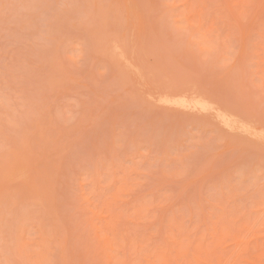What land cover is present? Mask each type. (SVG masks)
<instances>
[{
    "label": "rangeland",
    "instance_id": "rangeland-1",
    "mask_svg": "<svg viewBox=\"0 0 264 264\" xmlns=\"http://www.w3.org/2000/svg\"><path fill=\"white\" fill-rule=\"evenodd\" d=\"M0 264H264V0H0Z\"/></svg>",
    "mask_w": 264,
    "mask_h": 264
},
{
    "label": "bare ground",
    "instance_id": "bare-ground-1",
    "mask_svg": "<svg viewBox=\"0 0 264 264\" xmlns=\"http://www.w3.org/2000/svg\"><path fill=\"white\" fill-rule=\"evenodd\" d=\"M196 100H197V99H196ZM198 100H200V99H198ZM192 103H193L194 107L197 106V108L202 104L201 101L198 102V101H195V100H194V102H192ZM205 106H206V105H205ZM205 106L199 107V110H200V109H203V108L205 109ZM208 108H209V107H208ZM212 108H213V107H212ZM212 108H211V109H212ZM211 109H208V110L211 111ZM214 112H215V111H214ZM216 112H217V111H216ZM219 114H220V113H219ZM217 115H218V113H217ZM220 117H221V118H220ZM220 117H219V119H220L221 121H229V120H228V117H225V116H220ZM233 121H234V120H233ZM244 122H245V121H244ZM244 122H243V123H244ZM229 123H232V121H229ZM226 124H228V123L226 122ZM229 125H230V124H229ZM232 125H233V124H232ZM234 125H235V123H234ZM230 128H231V127H229L228 129H230ZM238 128H239V129H242V128H243V124H240V125L238 126ZM243 129H245V128H243Z\"/></svg>",
    "mask_w": 264,
    "mask_h": 264
},
{
    "label": "snow or ice",
    "instance_id": "snow-or-ice-1",
    "mask_svg": "<svg viewBox=\"0 0 264 264\" xmlns=\"http://www.w3.org/2000/svg\"><path fill=\"white\" fill-rule=\"evenodd\" d=\"M168 26H169L171 29L175 30V25H174V24H171V23H170Z\"/></svg>",
    "mask_w": 264,
    "mask_h": 264
}]
</instances>
